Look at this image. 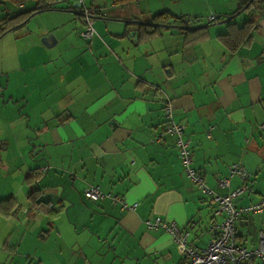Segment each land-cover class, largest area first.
<instances>
[{"label":"crops","instance_id":"0c3cea01","mask_svg":"<svg viewBox=\"0 0 264 264\" xmlns=\"http://www.w3.org/2000/svg\"><path fill=\"white\" fill-rule=\"evenodd\" d=\"M135 1L136 6L124 8L112 0H54L56 8L75 11L33 14L11 30L10 50L1 59H8L6 86L0 84L8 99L0 94V136L6 128L10 134L0 151L11 148L12 155L0 153V174L15 170L21 188L25 184L31 190L37 180L33 171L48 166L36 186L58 194L61 200L53 209L63 210L77 233H88L79 237V249L85 253L86 240L92 245L85 257L89 264H181V246L147 221H173L188 231L191 243L204 247L221 219L213 214L210 196L184 173L175 136L153 139L163 122L162 92L173 101L174 120L185 124L192 165L205 183L217 192L239 187L237 175L230 176L228 187L219 185L227 166L236 162L251 172V189L239 193L235 204L264 194V129L259 127L264 121V10L244 11L241 22L253 17L258 28L247 44L230 50L218 39L226 30L219 20L234 13L239 0ZM95 6L102 14L89 17L100 16L92 19L99 34L86 41L80 35L83 9ZM162 9L192 24L211 15L216 20L195 30L163 27L139 42L140 23L129 20L147 21ZM92 185L102 198L85 197ZM28 206L30 222L40 212L60 232L63 211L50 217L49 206L39 212ZM7 213L0 212L4 223L15 219V212ZM13 223L16 232L25 229L22 222ZM235 227L238 242L256 246L264 235V212L243 214ZM23 236L0 231V264H45L25 251L29 237Z\"/></svg>","mask_w":264,"mask_h":264},{"label":"built area","instance_id":"2783aa9c","mask_svg":"<svg viewBox=\"0 0 264 264\" xmlns=\"http://www.w3.org/2000/svg\"><path fill=\"white\" fill-rule=\"evenodd\" d=\"M100 7H84L86 14L84 27L80 35L86 41L90 40L97 32L93 26L90 14H101ZM209 21H215L214 16L208 17ZM163 122L154 140H159L165 135L175 136L178 156L182 169L192 184L204 195L210 196V201L216 206L214 215H220L221 219L216 224V230L210 236L204 247H198L188 240V231L177 226L173 221L155 217L147 221L149 227L161 226L166 232L172 235L174 241L182 248L181 264H264V235L260 233L256 246L246 247L237 240L235 222L243 214H259L264 212V194L254 202L237 206L236 197L245 190L251 188L247 185V180L251 172L240 163H231L227 166L228 175L219 180L221 187L229 186L230 176L237 175L242 184L226 192H217L209 187L202 176L192 165V150L190 139L186 136L185 124L174 120V105L171 97L162 92ZM264 129V121L259 124ZM47 165L40 166L32 175L38 180L46 171ZM87 198H102L104 193L97 185H92L84 191ZM135 203L129 204L133 207Z\"/></svg>","mask_w":264,"mask_h":264},{"label":"rangeland","instance_id":"374dc122","mask_svg":"<svg viewBox=\"0 0 264 264\" xmlns=\"http://www.w3.org/2000/svg\"><path fill=\"white\" fill-rule=\"evenodd\" d=\"M101 1L102 0H88V2H92V3H99ZM154 1L155 0H151L150 5H153L152 3ZM144 2L145 1L141 2V5ZM27 4L29 5L30 3H27ZM28 5L21 7V6L13 5L7 1H1L0 2V17L4 13L16 12L18 10H21V8L27 7ZM133 5L136 6V1H130L128 3L123 4L122 6H125L124 8H132ZM201 5H202V9L203 8L206 9L208 6L206 5L204 1L202 2ZM43 11L45 12L48 10H43ZM43 11H39L38 12L39 14L36 16H40L41 14L40 12L44 13ZM243 15H244V12L237 14L234 17L235 22L241 23V19ZM35 18H39V17H35ZM92 19L93 18H91V21ZM36 21H38V19H35L31 23H29L30 27L36 26V24H34V22ZM50 21H51V18H48L49 23H51ZM202 21L204 22L206 20H202ZM54 23H57L56 25H59V22L56 19H54ZM93 26L94 28L96 27L94 23H93ZM11 32L13 31H8L4 35H2V37H0V84H2V86L4 85L6 86L7 74L4 71H6L5 65L8 63V59L4 61H2L1 59H3V55L7 54V52L10 50V43H12V40H13V36H11L13 33ZM97 34L99 33L97 32ZM94 36H97V35L95 34ZM4 90L5 89L1 90L0 94L4 95L5 98L8 99V93H4L5 92ZM3 115L5 117L11 116V114H3ZM2 131L3 133L0 136L1 137L0 142L4 146L6 143L3 142V140L4 139L8 140L9 138H7V135H9L10 133L7 128ZM1 147L2 145L0 144V149ZM0 153H3L4 156L8 157L12 155V150L11 148H5L2 152L0 151ZM2 173L0 174V200L5 199L7 197H13L15 200L18 201V203H20L21 207L19 209L20 210L19 212L24 213V215L19 217V215L16 213L13 216L15 219H13L12 221L8 223H4L2 221L4 219L0 217V231H4V232L7 231V233L11 232L12 235H17V236L20 234H23L24 240L25 238L29 237V241H31V243L29 244L28 243L29 241L27 242L28 246L26 247L25 245V251L31 250L34 253H36L35 255H38L39 257L38 259H40L42 263L44 261L45 264H89L88 263L89 258L85 259V257L87 256V250H92L90 248L92 247V245L89 242L87 243V240H86V242L84 243V248L86 249L84 250L85 253L83 254L82 253L83 251L79 249V246H80L79 237L82 236L83 238H86L85 235H88V233L82 232V231L77 233L76 227H75L76 224L74 225V222L68 223L70 220L69 218H67V215L63 210H62L63 212L59 211V213L62 212L60 220L62 221L61 223H63L61 226H58V229L60 232H57V230L54 228V225L52 226L51 223L47 225V217L42 215V213L40 212L36 213L35 215L37 216L36 221L30 222L31 218L29 214L31 213L33 214V212L29 213L25 211V207L28 202L27 194L30 190H28V188L26 187L27 185L25 184L23 186V189L21 188V186L19 185L20 178L17 176V172L15 170H11L9 168L4 171L2 170ZM14 221L22 222V225L25 226V229L23 227V231L19 230L18 232H16L14 230V223H13ZM54 235H57L58 238H56ZM21 246H24V245L21 244ZM21 246L19 248V251L23 248V247L21 248ZM76 248L78 250L77 252H76ZM77 253L80 259H78Z\"/></svg>","mask_w":264,"mask_h":264},{"label":"trees","instance_id":"16d2710c","mask_svg":"<svg viewBox=\"0 0 264 264\" xmlns=\"http://www.w3.org/2000/svg\"><path fill=\"white\" fill-rule=\"evenodd\" d=\"M7 1L13 5L17 6H26L27 3H30L27 7L21 8L16 12H7L4 13L0 17V37L4 35L6 32L14 30L26 23V21L35 13H38L39 10L44 8H54L56 7L53 5L54 0H0ZM115 5H123L130 1L135 0H112ZM245 3H249L248 9H254L256 12L264 10V0H239V5L237 10L242 9ZM258 3V8L255 5ZM247 8V7H246ZM244 9V8H243ZM59 10H65L60 9ZM102 12V11H101ZM102 14V13H101ZM233 14V13H232ZM221 17V16H219ZM223 17V16H222ZM183 17L181 15H177L173 13L169 9H162L159 11L154 12L149 20L148 23H140L138 30H137V39L139 42L146 41L154 36L160 34L161 29L163 27H169L161 25V23L165 24H179L181 23V19ZM231 20L226 21V30L222 33H218V39L222 42L230 50L236 49L239 45L247 44L253 37L254 32L258 28V23L256 22L255 18L251 17L242 21L241 24H236ZM188 19V18H187ZM222 19V18H221ZM86 20H84L85 23ZM187 31V30H186ZM28 178V175H26ZM26 178V179H27ZM40 179L35 181V184ZM39 196V192L36 189H31L27 194V201L29 202L28 209L32 211L39 212L42 208L47 207L48 204L43 203H36V199ZM60 201V200H59ZM19 204L13 197H7L5 199L0 200V212H7L13 211V213L19 212ZM59 210H54L53 207H49L45 209V213L48 214L50 217L55 216L58 214Z\"/></svg>","mask_w":264,"mask_h":264},{"label":"water","instance_id":"95a60500","mask_svg":"<svg viewBox=\"0 0 264 264\" xmlns=\"http://www.w3.org/2000/svg\"><path fill=\"white\" fill-rule=\"evenodd\" d=\"M248 4L249 3H246V5L243 8H245ZM78 5H79L78 1L74 2V4H73V6H78ZM50 9H54V8H44V9L39 10V11L50 10ZM56 9L59 10V8H56ZM242 9L236 10L233 14H228V15L223 16V18L220 19L219 21L226 22V21L230 20L232 17H234L236 14H238ZM65 10L75 11L74 8L65 9ZM254 13H257L256 10L253 11V14ZM91 17L94 18V17H100V16H91ZM216 17H219V16L217 15ZM129 21L135 22V23H145V24L149 22V21H143V20H140V19H131ZM209 24H210L209 21H206V22L200 23V24H192L186 17H183L181 19V23H179V24H165V23H161V25H164V26H169V27L178 28V29H188V30H195V29H199V28H202V27H207ZM36 185H37V183L33 186V188L36 189L39 192V196L35 200L36 203L48 204L49 207H51V206L53 207L56 204L57 200L58 201L61 200V198H59L58 194L48 190V189H50V187L42 189V188H38ZM45 190H47V191H45Z\"/></svg>","mask_w":264,"mask_h":264},{"label":"flooded vegetation","instance_id":"af4514ba","mask_svg":"<svg viewBox=\"0 0 264 264\" xmlns=\"http://www.w3.org/2000/svg\"><path fill=\"white\" fill-rule=\"evenodd\" d=\"M245 5H246V3L244 4V6H245ZM244 6H243V7H244ZM249 6H250V5L248 4V5L246 6L247 8L245 7V8L242 9L239 13L244 12V11L246 12V11L250 10V9H248ZM255 7L258 8V3L255 5ZM236 9H237V8H236ZM239 13H238V14H239ZM243 21H244V20H243ZM234 23H236V22L234 21ZM241 23H242V22H241ZM241 23H240V24H241ZM236 24H237V23H236Z\"/></svg>","mask_w":264,"mask_h":264},{"label":"bare ground","instance_id":"6f19581e","mask_svg":"<svg viewBox=\"0 0 264 264\" xmlns=\"http://www.w3.org/2000/svg\"><path fill=\"white\" fill-rule=\"evenodd\" d=\"M85 17H86V14H85Z\"/></svg>","mask_w":264,"mask_h":264}]
</instances>
